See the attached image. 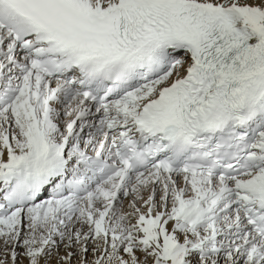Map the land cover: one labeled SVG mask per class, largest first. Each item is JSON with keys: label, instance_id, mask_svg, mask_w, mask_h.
Returning a JSON list of instances; mask_svg holds the SVG:
<instances>
[{"label": "snow or ice", "instance_id": "snow-or-ice-1", "mask_svg": "<svg viewBox=\"0 0 264 264\" xmlns=\"http://www.w3.org/2000/svg\"><path fill=\"white\" fill-rule=\"evenodd\" d=\"M0 264H264V0H0Z\"/></svg>", "mask_w": 264, "mask_h": 264}]
</instances>
